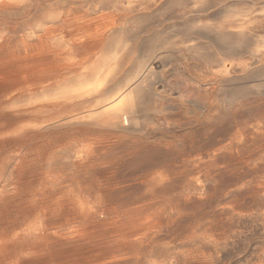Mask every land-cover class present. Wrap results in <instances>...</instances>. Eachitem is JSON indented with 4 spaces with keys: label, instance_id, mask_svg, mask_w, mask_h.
<instances>
[{
    "label": "rangeland",
    "instance_id": "obj_1",
    "mask_svg": "<svg viewBox=\"0 0 264 264\" xmlns=\"http://www.w3.org/2000/svg\"><path fill=\"white\" fill-rule=\"evenodd\" d=\"M166 1H0V71L12 67L8 57H1L4 51L21 43H70L100 13L148 16L153 26L140 35L146 38L191 18L210 20L212 12L228 10V0H214L208 11L179 17L178 9L163 10ZM260 29L255 37L263 36ZM214 53L212 62L178 56L161 64L158 71L166 81L183 87L195 104L175 101L170 108L150 113L143 137L124 139L108 151L102 144L91 146L79 138L58 156L55 152L68 145L65 141L39 150L12 142L2 149L0 264H9L3 250L9 238H1L4 228L21 233L27 221L20 211L32 206L40 217L37 233L42 237L61 243L68 234L74 237L96 229L98 238L62 246L59 257H48L36 245L16 264H264V89L248 91L222 105L224 90L231 89L229 81L216 78L223 65H231L229 78H238L244 68L257 63L248 51ZM195 85L208 92L200 93ZM22 93L2 92L0 99L9 101ZM153 102L165 104L161 99ZM76 152L89 155L95 163L88 179L71 170L73 159L68 155ZM45 169L58 180L57 190L48 194L76 188L91 215L83 217L72 209L57 214L52 198L43 197L36 187ZM162 171L168 175L167 192L148 182L153 173ZM115 221L125 223L134 235L125 241L116 237ZM59 247H53L54 252Z\"/></svg>",
    "mask_w": 264,
    "mask_h": 264
},
{
    "label": "bare ground",
    "instance_id": "obj_2",
    "mask_svg": "<svg viewBox=\"0 0 264 264\" xmlns=\"http://www.w3.org/2000/svg\"><path fill=\"white\" fill-rule=\"evenodd\" d=\"M0 1L21 4L28 0ZM163 5L165 12L180 10L181 17L212 9L214 0H167ZM212 17L191 18L169 31H155L143 38L141 33L153 26L148 16L129 18L100 13L88 20L70 43H21L14 50L4 51L1 57H8L6 62L12 67L0 71V93L14 89L23 93L9 101L0 99V152L12 142L39 150L65 141L68 145L55 152L58 156L68 152L67 147L79 138L91 146L102 144L108 151L124 139L145 136L150 113L170 108L175 101L195 104L183 87L172 86L158 71L172 57L212 62L216 60L214 50L222 55L248 51L257 66L244 68L238 78H229L231 65L224 64L216 77L223 83L229 81L231 86L224 90L220 102L228 105L238 95L262 91L264 34L255 37V30L264 31V0H228V10L212 12ZM173 37L178 38L172 40ZM31 86L36 89L31 91ZM195 87L200 93L208 92L200 85ZM154 99L165 104L154 105ZM88 156L80 152L68 155V159H73L71 170L84 179L91 177L95 165ZM148 182L156 190H170L168 175L163 171L153 173ZM57 185L53 171L45 169L36 186L43 197L52 198L57 214L72 209L83 217L91 215L89 205L76 188L50 196L48 193L56 191ZM20 214L27 221L21 233H12V228L7 227L1 235L9 238L3 248L9 264H16L23 253L36 245L48 257H59L62 246L84 245L98 238L94 229L74 237L68 234L59 243L60 239L54 241L37 233L40 217L34 206L22 208ZM112 225V232L123 241L134 235L123 222L115 221ZM58 244L61 247L54 252L53 247Z\"/></svg>",
    "mask_w": 264,
    "mask_h": 264
}]
</instances>
